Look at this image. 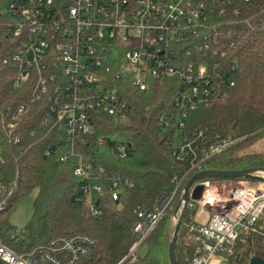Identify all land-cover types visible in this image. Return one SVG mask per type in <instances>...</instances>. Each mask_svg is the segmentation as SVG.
<instances>
[{"label": "built area", "instance_id": "2783aa9c", "mask_svg": "<svg viewBox=\"0 0 264 264\" xmlns=\"http://www.w3.org/2000/svg\"><path fill=\"white\" fill-rule=\"evenodd\" d=\"M246 1V0H245ZM207 0H0V64L7 66L12 92L25 95L16 106L0 107V213L16 190V182L2 180L5 148L17 145L20 125L27 105L44 102L42 122L56 129L63 152L58 162L78 159L72 175L84 182V195H108L115 202L121 189L131 181L82 157L77 147L86 144L92 122L98 113L124 120L134 109L123 97V84L138 92L152 83H175L174 107L162 112L160 125L168 116H180L177 128L183 129L190 111L209 106L226 88H232L236 67L226 62L222 51L229 38L227 31L212 25L207 16ZM230 45V47H232ZM147 113V108H145ZM35 134V130L31 131ZM208 127L196 126L172 150L180 162L191 155L190 167L181 178L173 179L170 190L161 192L149 205L134 209L135 237L130 251L117 264L137 259L140 245L172 207L184 179L203 171L202 165L245 137L216 135L207 149ZM116 157L128 156V143L114 139ZM98 149L107 140L99 138ZM264 177L263 173L257 174ZM197 200H189L197 212L185 224L192 242V257L187 264H209L211 258H235V244L246 234H264L256 227L264 214V182L258 180H206ZM183 192V190H182ZM96 198V199H97ZM95 199V200H96ZM81 200V199H79ZM193 202V203H189ZM92 208V207H91ZM24 230L13 229L7 240L16 242ZM96 245L88 234L57 236L45 245L17 253L0 236V261L3 264H77L90 255Z\"/></svg>", "mask_w": 264, "mask_h": 264}, {"label": "trees", "instance_id": "16d2710c", "mask_svg": "<svg viewBox=\"0 0 264 264\" xmlns=\"http://www.w3.org/2000/svg\"><path fill=\"white\" fill-rule=\"evenodd\" d=\"M206 6L211 24L227 31L229 42L222 51L227 55L225 58H229L226 62L236 67L233 87L226 88L209 106L190 111L183 129H180L177 128L180 117L177 115L168 116L167 125L159 123L162 112L174 107L175 83L154 82L143 93L130 84H123L120 93L131 99L134 109L124 120L98 113L92 122L91 134L86 137V144L77 147L82 151V157L93 161L96 167L101 166L106 173L131 181V187L121 189L115 202L105 195L94 197L89 204L83 191L84 182L72 175L78 159L58 162L63 146L59 144L56 129L42 122L47 109L45 103L27 105L23 124L19 127L21 141L5 148L7 154L1 178L6 184L15 181L17 185L9 197L7 209L0 213V236L5 244L17 253H26L57 236L88 234L95 239L96 245L93 252L77 264H117L135 241L132 226L136 222V206L149 205L161 192L170 190L174 185L173 179L183 177L190 167L191 155L180 162L172 155V150L182 137L199 125L208 127V133L204 143L197 145L198 156L201 150L212 145L216 135L245 137L235 146L207 160L202 165L203 170L264 168V153L242 152L252 145L253 140L264 135V0H207ZM11 78L8 67L0 64L1 109L7 105L14 107L25 100L19 91L12 92L9 87ZM32 130L36 132L33 135ZM177 132L179 140L175 141ZM254 132L258 133L250 136ZM114 136L119 137L118 141L130 144L128 156L124 159L117 158L112 150L115 141L111 139ZM99 138L107 140L106 148H97ZM194 174L191 171L184 179L172 207L161 216L140 245L145 247L146 253L142 257L137 255L132 263L126 260L120 264H169L173 213L184 185ZM32 191L36 196L24 234L10 243L7 235L14 228L7 223V216L18 200ZM196 210L194 204L187 207L177 231L176 264H187L192 257V248L185 243L189 234L185 224L191 222ZM256 227L264 234L261 219ZM234 250L235 256L243 250L246 261L253 254L264 259V236L246 234L243 241L235 244ZM228 259L230 264L235 263L233 257Z\"/></svg>", "mask_w": 264, "mask_h": 264}, {"label": "water", "instance_id": "95a60500", "mask_svg": "<svg viewBox=\"0 0 264 264\" xmlns=\"http://www.w3.org/2000/svg\"><path fill=\"white\" fill-rule=\"evenodd\" d=\"M130 144H128V147ZM263 173L264 168H251V169H240L236 171L231 170H213V169H205L203 171L195 173L193 176L190 177L188 182L183 187V192L177 201L176 208L173 213L172 219L174 220V226L172 228V237L168 245V259L169 264H176L175 260V253H176V240H177V231L184 220V214L188 206L189 200H197L199 199L203 188L198 185L201 181L206 180H258L264 182V177L258 176L257 174ZM234 262L236 264H243L245 263L244 255L238 254L234 258ZM246 264H264V259H261L256 254H253L250 257ZM0 264H3L0 261Z\"/></svg>", "mask_w": 264, "mask_h": 264}, {"label": "rangeland", "instance_id": "374dc122", "mask_svg": "<svg viewBox=\"0 0 264 264\" xmlns=\"http://www.w3.org/2000/svg\"><path fill=\"white\" fill-rule=\"evenodd\" d=\"M24 97L26 100L27 97L25 95H24ZM258 132H254L252 134L250 133V136H253ZM250 136H248V137H250ZM246 137H247V135H246ZM114 139H119V137L114 136L113 139H111V140H114ZM244 139L245 138H243L242 140H244ZM174 140L175 141L179 140V132L176 133ZM253 141L254 142L252 143V145L249 148L243 150L242 152H244V153H246V152H248V153H250V152H252V153H264V135L260 136V138H256ZM35 196H36L35 191L29 192V193L25 194V196H23L20 200H18V202L12 207V209L10 210V213L7 216V223H9V225L11 227H13L14 229H16L18 231L24 230V228L28 224V221H29V219L32 215V212H33L32 206H33V202L35 200ZM196 212H197V210H196ZM261 220L264 223V214H263V217L261 218ZM187 238H189V237L187 236ZM241 241L242 240H240V242ZM145 253H146L145 247L141 246L138 248L137 255L139 257H142ZM243 253H244V251L242 250L241 253H238V254L243 255ZM208 263L209 264H230L231 262H229V259L224 257V256L223 257L215 256V257L211 258ZM246 263L247 262L245 260V263H243V264H246Z\"/></svg>", "mask_w": 264, "mask_h": 264}, {"label": "crops", "instance_id": "0c3cea01", "mask_svg": "<svg viewBox=\"0 0 264 264\" xmlns=\"http://www.w3.org/2000/svg\"><path fill=\"white\" fill-rule=\"evenodd\" d=\"M185 243L186 245H189L190 247H192V242L189 238H186Z\"/></svg>", "mask_w": 264, "mask_h": 264}]
</instances>
